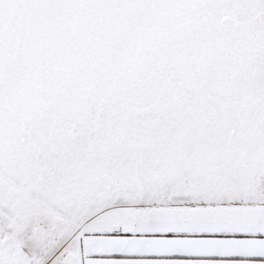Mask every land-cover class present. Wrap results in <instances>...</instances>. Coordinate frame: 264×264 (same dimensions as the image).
Returning <instances> with one entry per match:
<instances>
[{"label":"snow or ice","instance_id":"obj_1","mask_svg":"<svg viewBox=\"0 0 264 264\" xmlns=\"http://www.w3.org/2000/svg\"><path fill=\"white\" fill-rule=\"evenodd\" d=\"M0 264H264V0H0Z\"/></svg>","mask_w":264,"mask_h":264}]
</instances>
